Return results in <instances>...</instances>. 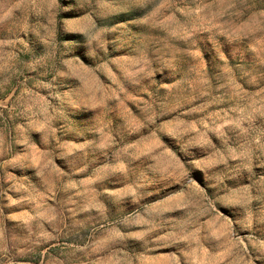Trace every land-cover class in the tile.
I'll return each mask as SVG.
<instances>
[{"label": "rangeland", "instance_id": "obj_1", "mask_svg": "<svg viewBox=\"0 0 264 264\" xmlns=\"http://www.w3.org/2000/svg\"><path fill=\"white\" fill-rule=\"evenodd\" d=\"M0 264H264V0H0Z\"/></svg>", "mask_w": 264, "mask_h": 264}]
</instances>
